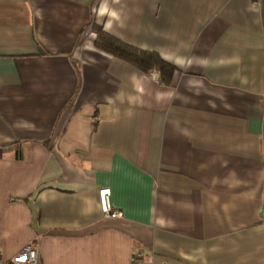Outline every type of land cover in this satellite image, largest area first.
Here are the masks:
<instances>
[{
  "label": "crops",
  "instance_id": "crops-1",
  "mask_svg": "<svg viewBox=\"0 0 264 264\" xmlns=\"http://www.w3.org/2000/svg\"><path fill=\"white\" fill-rule=\"evenodd\" d=\"M93 26L159 55L170 83ZM26 245L40 264H129L135 247L264 264V0H0L4 259Z\"/></svg>",
  "mask_w": 264,
  "mask_h": 264
},
{
  "label": "trees",
  "instance_id": "trees-1",
  "mask_svg": "<svg viewBox=\"0 0 264 264\" xmlns=\"http://www.w3.org/2000/svg\"><path fill=\"white\" fill-rule=\"evenodd\" d=\"M95 30V46L115 57L124 59L133 64L143 73L156 72L163 83H170L175 68L165 62L159 55L132 47L116 37L105 32L101 28Z\"/></svg>",
  "mask_w": 264,
  "mask_h": 264
},
{
  "label": "built area",
  "instance_id": "built-area-1",
  "mask_svg": "<svg viewBox=\"0 0 264 264\" xmlns=\"http://www.w3.org/2000/svg\"><path fill=\"white\" fill-rule=\"evenodd\" d=\"M111 189L99 190V201L103 215L107 218H118L120 213L111 204ZM0 264H40L39 250L32 245L24 246L19 253L6 260L0 247ZM129 264H155L154 256L146 253L141 248H133Z\"/></svg>",
  "mask_w": 264,
  "mask_h": 264
},
{
  "label": "rangeland",
  "instance_id": "rangeland-1",
  "mask_svg": "<svg viewBox=\"0 0 264 264\" xmlns=\"http://www.w3.org/2000/svg\"><path fill=\"white\" fill-rule=\"evenodd\" d=\"M93 29H94V26H93Z\"/></svg>",
  "mask_w": 264,
  "mask_h": 264
}]
</instances>
